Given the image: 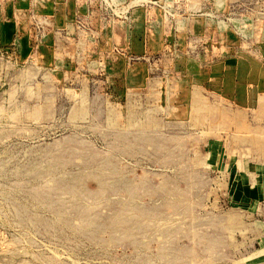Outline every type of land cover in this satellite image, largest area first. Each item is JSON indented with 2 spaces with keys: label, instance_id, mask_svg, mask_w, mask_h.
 Masks as SVG:
<instances>
[{
  "label": "rangeland",
  "instance_id": "rangeland-1",
  "mask_svg": "<svg viewBox=\"0 0 264 264\" xmlns=\"http://www.w3.org/2000/svg\"><path fill=\"white\" fill-rule=\"evenodd\" d=\"M18 11L32 52L0 62V264H264V138L245 123L263 135V114L209 87L234 46L264 61V0Z\"/></svg>",
  "mask_w": 264,
  "mask_h": 264
},
{
  "label": "crops",
  "instance_id": "crops-1",
  "mask_svg": "<svg viewBox=\"0 0 264 264\" xmlns=\"http://www.w3.org/2000/svg\"><path fill=\"white\" fill-rule=\"evenodd\" d=\"M28 5L29 0H7L6 3L0 2V62L4 57L15 58L21 63H28L30 60L31 45L23 31V25H25L23 19H25L26 14L25 12L20 13L18 11L19 8L25 9ZM58 8L59 4L56 10ZM17 11L20 19L16 15ZM22 16L23 19H21ZM58 16L57 13V22L59 24L63 23L64 17L61 19ZM262 44L261 53L264 58V41ZM238 47L239 45L234 46L230 56L213 68L215 70L212 75L215 79L209 87L212 88L210 90L226 106L236 108L237 110L243 109L251 113L258 111L260 114H263L261 120V123H263V135H257L258 130L256 128L253 129L250 119L246 120V122L243 120V122L248 124L246 139L253 145L255 137L264 138V61L257 59L258 57L254 55L255 52L240 51L237 50ZM252 117L253 122H255L256 116ZM227 133H233L232 128ZM221 138L223 139L224 137ZM223 146H226L225 142ZM249 165L250 163L247 166ZM248 168L255 170L254 165Z\"/></svg>",
  "mask_w": 264,
  "mask_h": 264
}]
</instances>
